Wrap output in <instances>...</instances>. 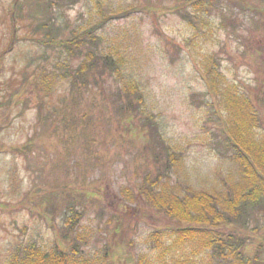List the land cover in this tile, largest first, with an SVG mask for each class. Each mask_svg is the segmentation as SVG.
<instances>
[{"label":"rangeland","instance_id":"obj_1","mask_svg":"<svg viewBox=\"0 0 264 264\" xmlns=\"http://www.w3.org/2000/svg\"><path fill=\"white\" fill-rule=\"evenodd\" d=\"M228 5L0 0V264L58 246L76 264H264V191L218 230L223 253L178 243L188 224L158 203L249 190L225 86L251 96L264 131V29ZM69 64L76 83L40 79Z\"/></svg>","mask_w":264,"mask_h":264},{"label":"trees","instance_id":"obj_2","mask_svg":"<svg viewBox=\"0 0 264 264\" xmlns=\"http://www.w3.org/2000/svg\"><path fill=\"white\" fill-rule=\"evenodd\" d=\"M226 1L210 0L208 5L205 4L206 0H182V3L183 5H190L199 15L203 11L211 15L215 10L223 11L226 8ZM228 1V7L232 6L233 8L235 5L240 8L245 12L246 16L250 17L255 26L261 25L264 29V0ZM221 27L228 29L227 24L225 23L224 26L223 22ZM42 36L47 37L43 34ZM45 41L50 44L48 40ZM106 57L107 61L114 59L110 54H107ZM117 61L118 66H120V60ZM105 63L108 65L113 64L111 65L112 67L115 66V62L113 63V61ZM83 65L84 67L80 68L81 74H84L89 69L96 70L98 62H94L93 57L90 56V60ZM117 68L119 70L121 67ZM210 70L212 68L208 67L205 78H210ZM78 74L72 70L69 64V68H65L63 74H58V78L52 72V74H41L40 79L50 80L52 86L56 88V82L59 78L62 79L61 81H64L66 77L69 79L74 78L75 81ZM82 77L84 78V75ZM82 81L84 82V80ZM213 81L216 82V79ZM50 88L48 92H50ZM216 88H219V85L215 87V92L217 93ZM231 88L232 86H225L224 102L230 112L229 120L231 125H233L230 133L232 135V142L238 148L239 153L237 158L240 161L244 173V181L249 186V190L245 192L237 190L231 196L225 197L204 190L197 191L191 195L180 196L174 194L158 197L162 201L158 202L161 209L171 217L188 224L186 227L176 229L178 243L183 244L192 240H199L202 244L204 243L206 248L221 247L220 253H223L224 250L222 251V249L226 246V242L218 230L223 224L234 223V219H238L239 217L242 204L246 200H256L264 191V131L259 132L256 128L259 127V114L251 96L241 92L238 87ZM77 104L79 105V102ZM65 107V109L71 110V114H74L73 110L75 109L72 106L68 107L66 105ZM59 110L60 108H56L54 111L57 112ZM61 123H65L67 127L68 125L71 126L65 119ZM231 217H234V219ZM73 259L74 257L67 250L61 249L59 246L54 252H42L41 247H37L31 248L30 252L27 251L19 264H76ZM246 264H250V260Z\"/></svg>","mask_w":264,"mask_h":264}]
</instances>
